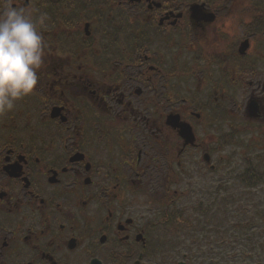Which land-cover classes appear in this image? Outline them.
Here are the masks:
<instances>
[{
	"label": "flooded vegetation",
	"instance_id": "obj_1",
	"mask_svg": "<svg viewBox=\"0 0 264 264\" xmlns=\"http://www.w3.org/2000/svg\"><path fill=\"white\" fill-rule=\"evenodd\" d=\"M8 3L46 19L0 114V264H198L174 186L222 180L226 133L264 149V0Z\"/></svg>",
	"mask_w": 264,
	"mask_h": 264
},
{
	"label": "rangeland",
	"instance_id": "obj_2",
	"mask_svg": "<svg viewBox=\"0 0 264 264\" xmlns=\"http://www.w3.org/2000/svg\"><path fill=\"white\" fill-rule=\"evenodd\" d=\"M228 130V128H227ZM226 141L232 143L231 145L226 144L224 146L223 154L225 156V166L226 169L224 177H222L219 183H222L225 187L226 192H222V196L229 198L230 194H234V199L232 202H226V205L222 203L221 206L218 204V178H211V180L206 181H185L183 184L174 186L179 189V191L189 192L185 196L182 195L178 201L172 203V205L187 206L189 207V212L187 217H183L189 223L191 232L186 239H190L187 243L178 245L177 252L181 253L183 250H189L192 254L194 260L198 264L205 261L202 257L207 255L210 257L212 254L214 256L218 255L219 248V233L224 236V247L226 248V253L237 252L239 258L244 257L243 254H250L246 258L245 264H264V249L257 245L258 238H263L264 232H256L247 226H244L242 222L245 219H253V211L244 212V210L239 209L241 205L246 204L244 199L251 196L254 200L250 202L251 205H263L264 206V182L258 183L256 186H252L249 189H245L244 186L238 184L237 175H240L241 171L245 169L247 163L251 164V169H256L260 171L264 169V149H251L245 151V149L238 148L236 142L249 139L248 135L239 137L236 133H226ZM245 144V143H244ZM244 144L242 146H244ZM260 154V157L259 156ZM247 158L250 161H247ZM207 176V175H206ZM210 178V176L208 177ZM235 192L237 194H235ZM251 192V194L246 193ZM247 195V196H246ZM217 196V197H216ZM213 199V200H212ZM237 200V201H234ZM240 200V201H239ZM154 203V202H153ZM161 204L162 203L160 201ZM248 203V202H247ZM155 204V203H154ZM203 207L208 209L212 208L208 215L203 216L201 211H194V207ZM252 221L253 229L258 228L257 223H261L264 220L256 216ZM224 234V235H223ZM222 239V238H221ZM175 242L180 243L179 239H174ZM192 242V243H191ZM223 243V242H222ZM222 243L220 247H223ZM213 244V245H210ZM212 246V249L209 248ZM207 257V258H208ZM206 261H208L206 259ZM227 264L229 263L228 260ZM235 264V263H234Z\"/></svg>",
	"mask_w": 264,
	"mask_h": 264
},
{
	"label": "clouds",
	"instance_id": "obj_3",
	"mask_svg": "<svg viewBox=\"0 0 264 264\" xmlns=\"http://www.w3.org/2000/svg\"><path fill=\"white\" fill-rule=\"evenodd\" d=\"M45 19L41 13L34 21L10 3L0 9V114L11 111L38 84L45 44L37 24Z\"/></svg>",
	"mask_w": 264,
	"mask_h": 264
},
{
	"label": "trees",
	"instance_id": "obj_4",
	"mask_svg": "<svg viewBox=\"0 0 264 264\" xmlns=\"http://www.w3.org/2000/svg\"><path fill=\"white\" fill-rule=\"evenodd\" d=\"M247 173H248V175L246 177H244V182L247 183V184H251V183H253L255 181V178L250 177V176H254V171L251 170V171H249Z\"/></svg>",
	"mask_w": 264,
	"mask_h": 264
}]
</instances>
